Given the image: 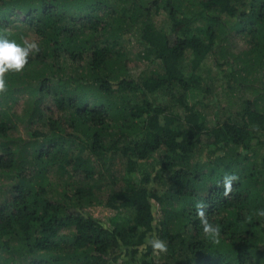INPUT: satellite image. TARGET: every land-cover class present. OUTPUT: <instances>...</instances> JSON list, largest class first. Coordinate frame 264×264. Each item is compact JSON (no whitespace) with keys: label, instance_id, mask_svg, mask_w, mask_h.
I'll return each instance as SVG.
<instances>
[{"label":"trees","instance_id":"16d2710c","mask_svg":"<svg viewBox=\"0 0 264 264\" xmlns=\"http://www.w3.org/2000/svg\"><path fill=\"white\" fill-rule=\"evenodd\" d=\"M16 24L40 51L0 94V264H264V0H0V35L21 42ZM208 56L239 103L223 118L206 111ZM153 234L167 253L142 247Z\"/></svg>","mask_w":264,"mask_h":264},{"label":"rangeland","instance_id":"374dc122","mask_svg":"<svg viewBox=\"0 0 264 264\" xmlns=\"http://www.w3.org/2000/svg\"><path fill=\"white\" fill-rule=\"evenodd\" d=\"M166 24V23H163ZM15 27H18V29L26 35V38L29 40H33L32 34L30 31L27 30L26 26L24 25H17ZM234 45L236 47H241L242 43L235 39L233 40ZM131 52L130 53V73L134 76V78H139V76L146 70V63H144L143 60L138 59L137 55V47L131 46L130 47ZM221 63V62H220ZM227 71V70H226ZM202 75L206 77L207 79V85L210 88V92L205 95V103L209 104V108L206 110L208 114V118L212 119V111L216 105L219 107L220 112V118H223L228 115L229 111H235L239 105L238 101L235 99L236 97L231 94L227 88H226V80L223 77L222 72H220L218 66L216 65L214 59L212 56H208L204 62L203 69H202ZM153 98H155L158 102H165L166 98L161 97L160 95H154ZM214 105V106H212ZM24 107L23 100H20L17 103L16 111L20 112L22 108ZM14 137H22L27 138L26 130L22 125H18L17 130H14L10 133ZM124 162L120 159H116L114 164L110 166V170L114 174L122 175L124 172ZM95 173H99V171H102V166L100 165V162H97L95 164ZM52 178L54 179V182L58 183L59 181L63 182V179H58L57 175L52 172ZM108 174L105 175V178L99 182V185H105L107 182ZM6 184L5 180L0 181V200L2 197V191L4 190V186ZM63 185V184H62ZM106 196V192H103V197ZM84 212L88 215L92 216L95 219L102 220L107 222L110 218H112L115 215V212L112 209H109L105 207L104 205H96V206H90L86 207L84 209Z\"/></svg>","mask_w":264,"mask_h":264},{"label":"clouds","instance_id":"9594fccd","mask_svg":"<svg viewBox=\"0 0 264 264\" xmlns=\"http://www.w3.org/2000/svg\"><path fill=\"white\" fill-rule=\"evenodd\" d=\"M40 47L35 40L21 38V42L15 39H9L6 35H0V94H6L8 91L6 74L21 73L25 66L29 63V58L35 53H39ZM241 151H243L241 149ZM239 179L237 175L226 173L222 179L223 195L225 197L233 190V184ZM196 215L203 228V233L206 238L215 244L220 242V227L210 222L207 213V205L205 202L200 201L196 204ZM254 214L258 217H264V209L255 210ZM248 220L252 219L250 215ZM145 244L142 247L150 246L154 254L167 253V243L159 238L157 235H150L145 238Z\"/></svg>","mask_w":264,"mask_h":264}]
</instances>
